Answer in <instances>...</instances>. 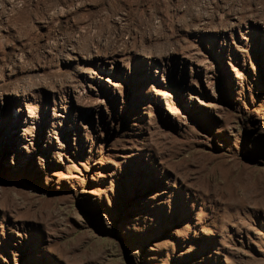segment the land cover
Wrapping results in <instances>:
<instances>
[{"label":"rangeland","instance_id":"obj_1","mask_svg":"<svg viewBox=\"0 0 264 264\" xmlns=\"http://www.w3.org/2000/svg\"><path fill=\"white\" fill-rule=\"evenodd\" d=\"M152 1L0 0V264H264V0Z\"/></svg>","mask_w":264,"mask_h":264},{"label":"bare ground","instance_id":"obj_2","mask_svg":"<svg viewBox=\"0 0 264 264\" xmlns=\"http://www.w3.org/2000/svg\"><path fill=\"white\" fill-rule=\"evenodd\" d=\"M141 2H143V1H145V0H140ZM137 2V1H136ZM155 2H157V1H155V0H153L152 1V3H154V5L155 6H159V5H157ZM178 2V1H177ZM80 4V3H79ZM159 4H161V3H159ZM128 16H129V13H128ZM132 20L133 21H135L136 22V24H137V26H138V29H139V33H140V35H141V37H143V35H144V33H143V31H145L146 29H148V30H150L151 29V27H150V25H148V24H146L144 21H142V20H138V19H136L133 15H132ZM144 25V27H142ZM114 27V26H113ZM113 27H109L108 29H107V31L110 33V32H112V30L114 29ZM129 27V25L127 26V28ZM126 28V27H125ZM115 30V29H114ZM124 30V28L123 27H121V29H120V31H119V34H121V32ZM109 33H107V34H109ZM123 33V32H122ZM137 33V31H135V33L134 34H136ZM116 34V33H115ZM151 35V34H150ZM110 36V35H109ZM118 37V36H117ZM122 37V36H121ZM109 38V37H108ZM120 38V37H119ZM121 39V38H120Z\"/></svg>","mask_w":264,"mask_h":264}]
</instances>
